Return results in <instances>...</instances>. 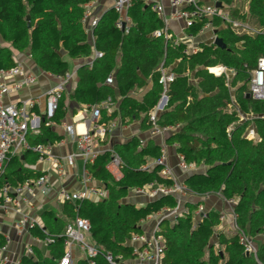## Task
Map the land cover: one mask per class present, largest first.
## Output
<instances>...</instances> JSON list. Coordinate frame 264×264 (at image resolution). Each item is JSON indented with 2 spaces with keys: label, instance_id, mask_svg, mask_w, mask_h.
<instances>
[{
  "label": "trees",
  "instance_id": "1",
  "mask_svg": "<svg viewBox=\"0 0 264 264\" xmlns=\"http://www.w3.org/2000/svg\"><path fill=\"white\" fill-rule=\"evenodd\" d=\"M92 0H0V36L10 47H0V71L17 66L14 51L28 53L35 65L52 76L66 77L69 64L62 53L71 59H88L93 51L82 25L84 5ZM235 20H253L260 30L256 35H238L222 21L213 24L217 38L225 48L200 43L196 53H186V45H176L154 37L163 23L152 10V5L135 1L128 14L133 24L128 34L115 26L119 15L110 9L94 28L95 49L103 54L92 67L83 65L77 70V87L69 98L83 107L93 108L103 103L117 108L101 109L100 124L109 126L115 119L122 125L141 122L143 130H150L149 113L161 98L160 65L175 75L168 89V105L161 113V126L178 127L166 143L175 146L178 155L187 163L204 167V172L189 175L184 184L197 196L222 194L225 199H236L234 211L240 230L257 243L254 257L245 252L238 235L221 229V215L207 212L196 222L192 212L201 204H186L190 214L176 222L160 223L165 243V262L168 264H264V102L247 97L248 79L264 57V0H221ZM202 23L188 30L198 35ZM226 67L234 70L230 84L225 76L216 77L208 69ZM109 76L114 85H105ZM139 99L133 93L146 90ZM66 97L63 95L54 116L41 117L40 134L30 139L32 147L50 145L62 140L47 123L60 124L67 116ZM237 104L244 115H252L241 122ZM38 115L39 111L34 110ZM111 111V112H110ZM254 124L258 141L244 137ZM109 132V129L107 133ZM108 138V134L106 136ZM103 142V144H105ZM113 153L122 162V177L117 180L109 171ZM21 156H10L0 168V190L16 187L27 180H36L43 173L33 170L39 155L27 151ZM161 157L160 145L149 141L146 145L138 137L115 145L100 153L87 170L105 185L108 198L101 201H67L61 213L44 211L41 226L30 233L46 245L48 256L33 248V256L24 255L21 264H58L65 253V231L76 218L90 224V240L99 250L94 264H109L105 256L121 257L122 261L135 258L128 241L133 234H142L141 223L164 209L177 206L174 196H162L143 206L125 202L130 192L150 184L171 186L160 176L163 167L151 165ZM146 168V169H145ZM215 240V241H214ZM7 239L0 233V246ZM75 264H91L90 259H79Z\"/></svg>",
  "mask_w": 264,
  "mask_h": 264
},
{
  "label": "built area",
  "instance_id": "2",
  "mask_svg": "<svg viewBox=\"0 0 264 264\" xmlns=\"http://www.w3.org/2000/svg\"><path fill=\"white\" fill-rule=\"evenodd\" d=\"M99 0H92L86 5L87 11L84 15L86 21L90 15L93 4ZM112 9L119 15L118 20L115 23L117 29L121 30L125 34H128L133 21L128 15L129 9L133 6L135 1L143 2L147 5H152V10L156 13L158 18L163 23V27L160 30L154 32L153 36L157 38H163L165 42L174 40L176 45L181 43L185 44L187 49L186 53H196L199 50L201 42H198L199 38L205 34H211L210 40L207 44H214L216 40L214 20L219 19L222 21L223 26H229L238 35H256L260 30L250 24L249 19L246 21L235 20L231 17L229 11L223 8H227L221 0H166L170 7V13L166 11L163 0H111ZM221 3V7L217 4ZM100 17H93L89 24V32L93 35L94 28L98 25ZM178 22L180 24V30L178 34H174L171 29V23ZM197 23H202V28L198 35H192L188 33V30L194 27ZM203 43V42H202ZM205 43V42H204ZM103 54L93 49V54L88 62V66L92 67L95 60L101 59ZM161 73L160 85L163 88V92L157 105L149 113V123L151 125L149 133L152 138H160L161 143V157L154 162V165H160L163 167L160 172V176L172 182L171 186L150 184L144 188L133 190V194L139 197H147L149 200H156L162 196H174L177 200V206L173 209H164L161 212L155 214L156 224L151 234H133L128 241V245L133 247L135 258L138 264H168L165 262V243L164 238L161 235L160 223L164 220H170L176 222L179 218L185 217L190 214V210L184 206L183 200L188 198H205L194 194L177 176L173 173L172 168L168 162V145L165 141L167 135H171L178 130V127L161 126L159 124V118L161 113L168 105V89L170 84L174 81L175 75L171 69L165 67L163 62L159 67ZM209 73L216 77L225 76L228 84L235 78L236 73L234 70L220 66L216 68L208 69ZM18 76L23 77V81L19 83H7L8 80H12ZM52 76V75H50ZM57 80V84L46 93L47 110L45 116L47 119H51L58 107V103L65 92L66 84L70 80V77L53 76ZM37 82V77L33 74H26L20 65L9 70L0 71V168L9 159L10 156H18L27 151H34L39 155L40 161H49V150L47 146L37 145L32 147L28 141V135L32 131H38L40 128L41 118L37 116L33 109L37 106V99H28L20 104H7L5 99L7 96L13 95L19 92L24 87H31ZM106 84L113 86L114 77L109 76L106 79ZM250 95L256 101L264 102V57L258 61L257 69L250 72L248 79ZM111 104L103 103L99 106L92 108V120L93 125H89L87 131L80 133L76 128L69 127V133L75 138L77 142V153H74L67 157V163L70 166L74 165L76 158H81L85 165V172L82 178V191L72 194L68 191H62L60 198L62 202L67 201H81V200H105L108 198V190L105 186H97L94 184V179L87 170V165L92 164L96 157L100 154L94 148V139L97 137L103 138L110 126L100 124L101 121V109L109 107ZM237 110L240 116L241 122L253 118L252 115H244L240 112L237 104L231 106V110ZM50 125V122L47 123ZM244 137L249 141H258V136L254 124L250 125L244 134ZM53 161L57 160L54 158ZM51 160V161H52ZM111 174L119 180L122 177L121 168L122 162L120 157L113 153L111 163ZM59 164L56 168L59 169L61 174L62 169L59 168ZM178 167L185 174H193L197 172H204V167H199L193 163H187L182 155H178ZM146 169V168H145ZM49 179L47 176H41L36 180H27L23 184L16 187L5 186L0 190V208L5 211H17L20 212V200L23 201L25 207H30L29 201L25 198L26 195L34 196L36 192H40L42 195H47L49 192L48 186ZM220 197L222 194L218 193ZM222 198L229 206V212L232 217L233 231L238 235L240 243L243 245L246 253L253 255L257 254V243L249 235L240 230L236 224V214L234 207L236 205V199ZM195 218L202 220L206 217L207 211L204 205L201 203L198 208L192 212ZM225 219L221 216V222ZM41 226L40 220L32 218L28 215L22 214V218L15 224V229L19 235L25 234L30 231L34 226ZM90 233V224L87 220L82 218H76L71 224H69L65 231V253L60 259L58 264H74L73 248H79L84 254L85 259H90L91 264H94L92 259L99 255V250L96 246L88 242ZM44 245L53 243L52 239L41 241ZM8 250V242L5 246H0V264H21L20 260L12 261L5 253ZM27 255H33V248L28 247L26 251ZM106 261L109 264H132L128 261H122L121 257L114 258L112 255L107 254L105 256Z\"/></svg>",
  "mask_w": 264,
  "mask_h": 264
},
{
  "label": "crops",
  "instance_id": "3",
  "mask_svg": "<svg viewBox=\"0 0 264 264\" xmlns=\"http://www.w3.org/2000/svg\"><path fill=\"white\" fill-rule=\"evenodd\" d=\"M164 5L166 7V11L170 13V7L166 0H163ZM208 2L209 0H204ZM240 1V0H239ZM240 1V6H242L243 10L247 9V4ZM88 4V3H87ZM84 5V15L86 14L87 8ZM112 1L111 0H99L95 4H93L91 8L90 15L87 20L82 19V25L86 34L88 36V42L91 45L92 51L95 49V37L89 32V24L93 17H102V15L108 10L112 9ZM129 15V14H128ZM132 19V18H131ZM171 31L174 34H178L180 30V24L177 22H172L170 26ZM210 34L207 33L204 36L200 37L198 42L208 43L210 40ZM0 47H10V44L5 43L0 36ZM14 61L17 65H20L23 68V71L26 74H33L37 77V82L34 83L31 87H24L19 92L7 96L5 102L7 104H20L21 102L28 99H37V106L33 109V112L37 116H45L47 110V100L46 93L52 89L56 84L57 80L55 77L50 76V74L41 71L33 62L31 56L28 53H20L14 51ZM62 58L69 64V73L68 76L70 80L66 84L65 92L63 95L66 97V107H67V116L66 118L58 125L50 123L49 126L53 132H55L58 136L62 137V140L59 142H55L54 144L44 145L48 147L49 156L52 159H56V161H40L38 160L36 165L31 168L37 172L43 173L48 177L49 182V192L47 195H42L40 192H36L34 196L26 195L25 198L29 201L30 207H25L23 201L20 200V212L17 211H5L0 208V233L5 236L8 242V250L5 253L12 261L20 260L26 254L28 247H36L39 249L44 256H48V251L46 249V245H44L41 240L35 238L31 235L30 231L25 234L19 235L15 229V224L22 218V214L28 215L32 218H37L40 220V215L47 210H55L57 213H61V208L64 202L61 201L60 193L62 191H68L72 194L78 193L82 191V178L85 172V165L81 158H76L74 165L70 166L67 163V157L77 153V142L75 138L69 133L68 128L74 127L80 133L87 131L89 125H93L92 120V108H87L79 105L74 100L69 98L70 94L77 87V70L83 65H88L90 58L88 59H71L65 53H62ZM23 81L22 76H18L12 80H8L7 83H19ZM105 85L106 81H105ZM148 89L142 90L138 93H133L134 97L141 99ZM109 108H117V105H110ZM37 109L39 111L38 115L34 110ZM110 111V112H111ZM41 118V117H40ZM112 125V127L110 126ZM109 132L103 138L97 137L94 139V148L96 151L100 153L111 150L115 145H120L128 142L134 137H138L144 142L146 145L149 141H154L156 144L161 143L160 138H152L150 136L149 130H143L141 127V122H134L129 125H122L119 119H115L111 124H109ZM40 134V128L38 131H32L28 135V141L30 143V139H34ZM108 134V138H106ZM170 135L165 137L166 139ZM103 144V142H105ZM31 145V144H30ZM32 146V145H31ZM34 152V151H33ZM35 153V152H34ZM24 154V153H23ZM23 154L18 156L24 159ZM168 162L170 167L173 170V173L177 176L179 180L182 182L191 175L183 173L178 167V154L176 152L175 146L168 145ZM59 164V168L62 169L60 174L59 169L56 166ZM154 165V162L151 163L150 166ZM109 171L111 172L110 165L108 166ZM94 179V178H93ZM94 184L97 186H105L100 182H97L94 179ZM13 188V187H12ZM98 201V200H92ZM152 200H149L147 197H139L133 194L131 191L129 196L125 199V202L136 204L138 206H143ZM201 202L204 205V208L207 212L213 211L219 213L221 216H224L225 219L221 224V229H223L226 233L232 234L233 231V222L232 217L229 212V206L226 204L222 196L219 194H209L205 198H188L187 200H183L184 206L186 204H195ZM196 222L199 219L195 218ZM156 224V216L152 215L147 220L141 223V227L143 232L146 234H151L152 230ZM88 242L93 244V242L88 238ZM94 245V244H93ZM34 254V253H33ZM32 257L33 255H27ZM73 256H74V264L79 259H85L84 254L79 248H73ZM132 264H138L135 260H128Z\"/></svg>",
  "mask_w": 264,
  "mask_h": 264
},
{
  "label": "water",
  "instance_id": "4",
  "mask_svg": "<svg viewBox=\"0 0 264 264\" xmlns=\"http://www.w3.org/2000/svg\"><path fill=\"white\" fill-rule=\"evenodd\" d=\"M217 6L221 7V3H218ZM214 44L223 49L225 48V44L223 43V40L220 38H216ZM247 97H250V95H247ZM197 173H201V172H197Z\"/></svg>",
  "mask_w": 264,
  "mask_h": 264
},
{
  "label": "rangeland",
  "instance_id": "5",
  "mask_svg": "<svg viewBox=\"0 0 264 264\" xmlns=\"http://www.w3.org/2000/svg\"><path fill=\"white\" fill-rule=\"evenodd\" d=\"M253 22H254V21H253V20H251V24H252V25H253ZM210 36H211V34H210ZM209 38H210V37H209ZM214 241H215V240H214Z\"/></svg>",
  "mask_w": 264,
  "mask_h": 264
}]
</instances>
